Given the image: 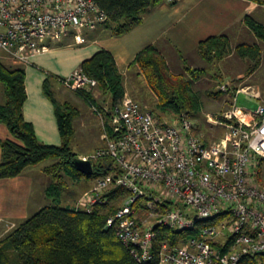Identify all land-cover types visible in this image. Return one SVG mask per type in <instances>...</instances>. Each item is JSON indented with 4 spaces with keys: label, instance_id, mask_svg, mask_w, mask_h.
<instances>
[{
    "label": "built area",
    "instance_id": "built-area-1",
    "mask_svg": "<svg viewBox=\"0 0 264 264\" xmlns=\"http://www.w3.org/2000/svg\"><path fill=\"white\" fill-rule=\"evenodd\" d=\"M107 20L96 0H0V51L27 65L49 48L48 41L75 34L84 43V32ZM58 80L73 91L95 94L99 89L82 67ZM220 88L233 101L228 109L207 115L211 129L224 128L212 138L189 113L160 118L133 97L113 107L107 130L106 115L92 105L106 144L82 157L109 158L114 164L76 207L92 212L115 188L127 190L107 227L116 229L141 264H264V99L250 86ZM240 94L255 107L240 105ZM157 225L191 233L175 244L158 242Z\"/></svg>",
    "mask_w": 264,
    "mask_h": 264
},
{
    "label": "trees",
    "instance_id": "trees-1",
    "mask_svg": "<svg viewBox=\"0 0 264 264\" xmlns=\"http://www.w3.org/2000/svg\"><path fill=\"white\" fill-rule=\"evenodd\" d=\"M96 1L108 14V20L100 26L110 34L120 36L141 24L151 7L166 0ZM250 1L264 6V0ZM245 24L264 41L263 22L252 15H246ZM198 52L208 63H214L232 53L230 38L226 34L209 36L200 41ZM236 53L251 60L248 72H253L259 66L261 48L258 45L242 43L237 46ZM131 65L137 67L145 77L148 86L158 97L161 110L173 114L186 112L194 117L199 114L203 107L202 100L192 81L201 79L207 73L206 68L187 65V73L192 80L183 74H176L171 71L162 51L154 44L140 50ZM81 67L90 77L97 79L102 92L111 95V110L125 98L124 76L108 49L97 51L84 60ZM55 79V75L48 74L44 90L56 107L62 135L60 145L40 141L34 125L25 118L24 105L28 97L25 65L10 67L0 60V81L5 85L6 94L5 102L0 104V120L8 126L15 138L0 139L3 153L0 178L18 176L26 168L46 160L53 162L45 167L52 179L46 188V195L51 203L17 224L9 234L0 239V264H141L121 242L116 229H107L108 218L123 206L128 196L127 190L123 187L115 188L109 193L107 203L97 205L92 212L63 205L66 177H88L95 180L110 173L114 162L109 158L94 161L92 174L77 169L75 159L79 155L72 144L78 109L71 102H61L56 97L52 89V81ZM75 93L104 112L107 117L106 127L111 130V110L103 108L93 92L82 90ZM223 94L221 89L209 92V95L217 98ZM154 233L158 242L168 239L171 244H175L191 232H179L157 225ZM254 261L258 263L260 258H255Z\"/></svg>",
    "mask_w": 264,
    "mask_h": 264
},
{
    "label": "crops",
    "instance_id": "crops-1",
    "mask_svg": "<svg viewBox=\"0 0 264 264\" xmlns=\"http://www.w3.org/2000/svg\"><path fill=\"white\" fill-rule=\"evenodd\" d=\"M260 10H264V6L250 0H166L151 7L143 22L123 35H112L99 26L84 32V43L77 42L75 34L60 41L50 40L49 48L33 55L30 63L25 65L28 94L24 105L25 118L34 125L40 141L60 145L62 135L56 107L44 90L48 74L56 77L52 89L60 100L61 84L57 79L71 74L84 60L103 48L112 52L124 82L134 68L131 64L135 56L149 44L156 45L167 60L172 59L175 64L180 60L185 68L187 61L191 64L200 61L198 45L201 40L218 34H226L230 39L239 38L247 27L245 16L252 15L261 21L257 16ZM0 60L6 65H18L9 57ZM5 100V85L0 81V104ZM68 101L77 107L79 115L80 105L86 111L91 110L80 97L72 96ZM0 139H15L1 120ZM2 161L0 143V163ZM45 167L38 164L26 168L18 176L0 178V235L51 203L46 188L52 179Z\"/></svg>",
    "mask_w": 264,
    "mask_h": 264
},
{
    "label": "rangeland",
    "instance_id": "rangeland-1",
    "mask_svg": "<svg viewBox=\"0 0 264 264\" xmlns=\"http://www.w3.org/2000/svg\"><path fill=\"white\" fill-rule=\"evenodd\" d=\"M257 16L261 21H264V10H260L257 13ZM246 29L243 30L239 38L230 39L232 53L225 56L223 59L215 61L214 63H208L200 55L202 59L199 58L200 61H198V63L191 64L189 62L190 65L187 61V65L189 64L192 68L198 67L207 69V73L201 79L192 81V85L198 92L203 106L195 118H197V120L203 125L206 138H212L213 136H219L224 133V128L222 127L211 129L208 126L207 115L218 114L228 109L230 107L229 102L233 101L232 96L229 95V93L224 92L222 96L217 98L213 95H209V92L220 90V86L223 84H228L230 87L250 86L251 89H258L264 99V41L260 40L248 27H246ZM242 43L258 45L261 48V61L259 66L256 67L253 72H248L251 60L248 58H242L236 53L237 46ZM0 58L6 60V54L0 51ZM170 60L171 61L167 60V62L172 72L183 74L186 78L192 80L189 73H187V66L182 68L181 61L178 59L176 64L172 59ZM140 75L137 67L132 68L130 76L126 77L124 82L126 89V95L124 97H133L137 99L145 108L153 110L160 118L173 117L172 112L163 111L159 108L157 95L148 86L145 77ZM95 94L100 105H102L103 108L106 107L108 111L111 110V95L102 92L100 89H98ZM58 95L61 96V102L68 101L72 96L80 97L75 91L70 90L63 85H61V91L58 92ZM80 99L81 101L86 102L83 98L80 97ZM239 103L246 107H255V102L247 98L244 94L239 95ZM88 106L91 110L86 111L83 105H80L79 110L81 115L78 113L74 121L76 133L72 145L73 149L80 157L90 154L97 148L106 144V137L104 136L105 129L101 118L97 115L98 113L94 110L92 105L88 104ZM51 163H53L51 160H46L39 165L48 166L51 165ZM261 174L263 180L264 163L261 168ZM66 178L67 185L63 193V205L76 207L79 197L95 184V180L88 177H82L80 179H75L73 177ZM11 227L12 228H9L4 235H0V239L9 234L15 228L13 225Z\"/></svg>",
    "mask_w": 264,
    "mask_h": 264
},
{
    "label": "water",
    "instance_id": "water-1",
    "mask_svg": "<svg viewBox=\"0 0 264 264\" xmlns=\"http://www.w3.org/2000/svg\"><path fill=\"white\" fill-rule=\"evenodd\" d=\"M75 165L78 170L86 174H92L94 172V164L90 159H85L83 157H77L75 159ZM109 229V227H107Z\"/></svg>",
    "mask_w": 264,
    "mask_h": 264
}]
</instances>
